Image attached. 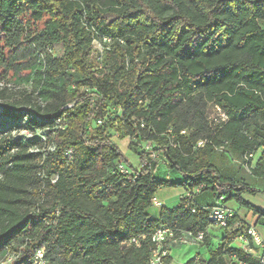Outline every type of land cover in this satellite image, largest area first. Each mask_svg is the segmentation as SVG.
I'll list each match as a JSON object with an SVG mask.
<instances>
[{"label":"trees","instance_id":"trees-1","mask_svg":"<svg viewBox=\"0 0 264 264\" xmlns=\"http://www.w3.org/2000/svg\"><path fill=\"white\" fill-rule=\"evenodd\" d=\"M0 25V68L30 75L41 58L45 84L58 85L46 106L0 90L3 117L27 118L54 147L30 155L0 126V254L17 247L12 264H31L40 247L48 264H150L159 228L202 232L205 246L220 202L260 213L242 196L264 187L236 177L235 166L264 179V0H0ZM96 41L106 44L99 68L90 64ZM4 48L14 49L9 57ZM216 106L226 121L210 118ZM112 130L143 167L120 172ZM153 154L193 195L155 217L153 198L174 183L155 176ZM204 192L212 203L201 206ZM235 221L207 258L185 264H261L232 246L249 229H231ZM142 235L140 246L123 245Z\"/></svg>","mask_w":264,"mask_h":264},{"label":"rangeland","instance_id":"rangeland-1","mask_svg":"<svg viewBox=\"0 0 264 264\" xmlns=\"http://www.w3.org/2000/svg\"><path fill=\"white\" fill-rule=\"evenodd\" d=\"M31 26L33 27V29L34 27H36L37 29H42L43 23H39L36 25L31 24ZM17 32L18 30L15 32H11L8 37L15 36ZM5 39V33L1 32L0 25V46L2 48L4 47ZM105 47L106 44L104 41L94 42L93 51L90 56V64L94 68H99L101 66V56ZM12 50L14 49L4 48V54L9 57L13 52ZM54 53L58 56L61 51L58 47H56L54 48ZM28 59H20L17 62H27ZM40 59L38 58L35 64L31 66L32 68H34V70L30 75L28 71L14 72L11 69L6 70L0 68V90L3 88L8 89L6 93V100H20L24 95L31 94L34 95L35 101L41 106H46L47 104L53 102V93L57 91L58 85L56 83H52L51 86L50 84H45V82L50 83L45 75L48 65L46 66L45 60L44 62H42V59ZM82 91L83 90H81V92ZM3 102L4 101L0 99V126L4 125L5 127H8L7 130L10 131V135H12L14 140H19L22 143L26 144L28 154L38 155L40 153L43 155V157H45L47 151H51L54 149V147L49 143V135L47 130L32 129L28 124L27 118H22L19 122H16L11 121L9 118L3 117L5 111L2 106ZM26 110L27 109L23 111ZM31 113L34 114L33 110H31ZM111 137L114 143L118 145L123 155L122 164L131 171L140 169L141 159L138 153L130 148V139L128 137L120 138L115 130H112ZM156 160L159 162V164L155 176L161 181L174 183V185H163L161 188H159L156 193V198L159 201L163 202L164 207L173 209L179 205L181 195L185 192L184 186L180 185V183L184 181V177L179 172L171 170L163 161H159V158H157ZM259 186L264 187V184H259ZM201 197V200L203 202L205 199L208 200V198L210 200L211 193L204 192L203 195L199 198ZM159 211L160 208L155 206H152L149 209V213L154 217L159 214ZM219 235L220 233L214 235L211 245L212 249H215L217 247V244L219 242ZM16 248L17 247H14L4 253H1L0 264H12L18 258L19 251H17ZM199 253L203 254V256L205 257L207 256L206 251L202 248V246L191 244L175 246L171 250L173 264H185L188 260Z\"/></svg>","mask_w":264,"mask_h":264},{"label":"built area","instance_id":"built-area-1","mask_svg":"<svg viewBox=\"0 0 264 264\" xmlns=\"http://www.w3.org/2000/svg\"><path fill=\"white\" fill-rule=\"evenodd\" d=\"M210 118L216 122L220 120H227V116L218 106L213 108ZM199 145L202 146L203 142H201ZM146 148L149 149V146H147ZM152 157L154 160L158 158L156 154H153ZM249 157H253V155H250ZM143 166L144 165L142 164L141 167ZM119 170L122 174L131 173V170L127 169L123 164L119 166ZM196 192H199V190H196ZM192 196L193 195L191 193L187 194V197ZM152 203L157 207L162 206V203L158 201L156 197L153 198ZM234 214L235 213L233 212V210L220 202L213 209L210 215V218L213 221V227H227L228 220L232 218ZM145 238L146 235L138 236L124 242L123 245L126 247H138L141 245V241ZM204 239L205 235L202 232L193 234L192 232L180 231L177 233L170 227L159 228L151 235V241L154 247L152 248L150 264H169L168 258L171 256V250L173 246L187 244L200 246V244L204 242ZM237 240L241 242V247L250 253L254 254V250H258L259 253L257 256L260 259V263L264 264V239L255 228H249L246 234L240 236ZM251 244L254 246V248L251 247ZM31 264H48L47 252L45 247L37 248L34 251Z\"/></svg>","mask_w":264,"mask_h":264},{"label":"crops","instance_id":"crops-1","mask_svg":"<svg viewBox=\"0 0 264 264\" xmlns=\"http://www.w3.org/2000/svg\"><path fill=\"white\" fill-rule=\"evenodd\" d=\"M254 162H256V161H254ZM234 166H235V164H234ZM235 176L236 177L242 176V177H245L247 179H250V182L252 184H254L255 186H257L259 188H263V187H260L259 184L261 182H264V179L253 178V177L249 178L248 172L246 170L242 169L241 167H238V165L235 166ZM187 194H188V191H187V188H185V192L181 195V199L187 197ZM201 199H202V197L198 198V202L200 203L201 206H206V205H208V203H212V200L211 199L209 200V198H208V200H206L204 197V199H205L204 202ZM242 199L245 203L251 205L252 207H254L256 209H258L260 211V213L256 214L252 210L247 209L246 207L240 205L237 202H234V201L229 202L228 207L231 210H233V212L236 214V221L232 225L231 229H238L241 225H247L248 228H251V227L255 228L260 233L262 238L264 239V194H262V193H257V194L246 193L242 196ZM161 203L163 206V202H161ZM162 206H160V207H162ZM155 207H157V206H155ZM160 207H158V208H160ZM214 233L215 234L220 233V235L218 236L219 242H218L217 246L222 242L225 231L223 229H220V228L217 229L216 227L210 226L207 230L208 244L205 246H202V248L205 249L207 256L205 257V256H203V254L199 253L201 255V257H204V258L208 257L209 250L212 249L211 245H212V239L215 235ZM232 246L241 247V242L238 240H235V242L232 244ZM173 247H175V246H173ZM258 253H259L258 250H254V255H258ZM172 264H173V257H172Z\"/></svg>","mask_w":264,"mask_h":264}]
</instances>
